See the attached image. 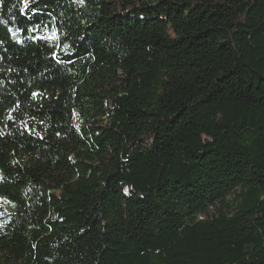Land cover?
Returning a JSON list of instances; mask_svg holds the SVG:
<instances>
[{
    "label": "trees",
    "instance_id": "obj_1",
    "mask_svg": "<svg viewBox=\"0 0 264 264\" xmlns=\"http://www.w3.org/2000/svg\"><path fill=\"white\" fill-rule=\"evenodd\" d=\"M0 264H264V0H0Z\"/></svg>",
    "mask_w": 264,
    "mask_h": 264
},
{
    "label": "snow or ice",
    "instance_id": "obj_2",
    "mask_svg": "<svg viewBox=\"0 0 264 264\" xmlns=\"http://www.w3.org/2000/svg\"><path fill=\"white\" fill-rule=\"evenodd\" d=\"M25 8H27V5H25Z\"/></svg>",
    "mask_w": 264,
    "mask_h": 264
}]
</instances>
